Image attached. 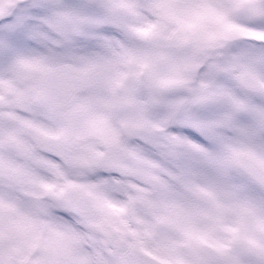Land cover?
Wrapping results in <instances>:
<instances>
[{
    "label": "snow or ice",
    "instance_id": "obj_1",
    "mask_svg": "<svg viewBox=\"0 0 264 264\" xmlns=\"http://www.w3.org/2000/svg\"><path fill=\"white\" fill-rule=\"evenodd\" d=\"M0 81V264H264L173 251L264 225V0H0Z\"/></svg>",
    "mask_w": 264,
    "mask_h": 264
},
{
    "label": "rangeland",
    "instance_id": "obj_2",
    "mask_svg": "<svg viewBox=\"0 0 264 264\" xmlns=\"http://www.w3.org/2000/svg\"><path fill=\"white\" fill-rule=\"evenodd\" d=\"M125 71H127L125 69ZM16 84L0 81V92L4 95L15 90ZM120 89L112 90L113 94H119ZM205 118H212L211 114H206ZM127 138L126 131H121V140ZM237 183H244L242 177H237ZM192 226L196 230L195 240L184 237L175 241L173 251L188 253L193 250V245L201 251L214 252L219 249L229 251L241 240H246L250 246L264 243V225L259 224L251 214L242 212L226 211L220 216L213 212L198 216L193 219ZM153 237H147L144 241L138 242L141 258H154L160 260L161 250L151 243Z\"/></svg>",
    "mask_w": 264,
    "mask_h": 264
},
{
    "label": "water",
    "instance_id": "obj_3",
    "mask_svg": "<svg viewBox=\"0 0 264 264\" xmlns=\"http://www.w3.org/2000/svg\"><path fill=\"white\" fill-rule=\"evenodd\" d=\"M147 260H151V259H147Z\"/></svg>",
    "mask_w": 264,
    "mask_h": 264
}]
</instances>
